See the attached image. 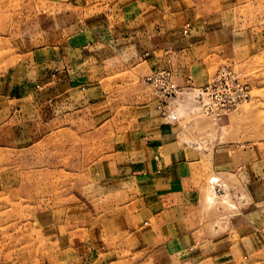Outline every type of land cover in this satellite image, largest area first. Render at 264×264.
<instances>
[{
	"label": "crops",
	"instance_id": "obj_1",
	"mask_svg": "<svg viewBox=\"0 0 264 264\" xmlns=\"http://www.w3.org/2000/svg\"><path fill=\"white\" fill-rule=\"evenodd\" d=\"M61 21L29 59L0 72L15 95L0 130H37V143L45 129L63 146L84 137L101 151L94 198L77 222L47 230L58 264H232L263 254L264 142L204 138L203 124L163 114L144 81L171 69L179 86H205L247 31L264 65V0H93ZM217 179L250 207L222 219L208 211Z\"/></svg>",
	"mask_w": 264,
	"mask_h": 264
},
{
	"label": "rangeland",
	"instance_id": "obj_2",
	"mask_svg": "<svg viewBox=\"0 0 264 264\" xmlns=\"http://www.w3.org/2000/svg\"><path fill=\"white\" fill-rule=\"evenodd\" d=\"M91 1L0 0V72L24 62L31 52L41 48L54 17L56 32L63 24L64 12L68 15L69 6ZM249 32L242 36L245 47L230 50V58L222 65L235 68L241 80L248 84L250 101L227 115L216 117L207 113L198 99L200 87L179 86L175 82L181 91L168 107L171 118L196 120L204 125L201 135L211 140L264 142V65L249 48L253 34ZM146 79L144 82L148 84ZM0 96H4L0 109L7 108L9 121L10 115L15 114V95L3 81H0ZM3 120L0 114V123L3 124ZM46 131L39 130L36 143L34 138L31 141L30 135L33 137L37 130L23 129L18 124H8L6 129L0 130V264H58L60 258L52 256V241L49 245L46 241L48 228L51 235L59 234L64 219L77 222L80 207L85 208L84 202L96 195L94 190L99 178L93 176V169L100 156L99 146L87 145L84 137L74 139L68 146L61 144L62 139H54L58 143L50 144ZM219 188L225 189V193H216ZM234 189L237 190L235 185L229 186L220 179L210 183L206 193L208 211L222 219L250 207V203L245 205L244 200H239ZM223 227L226 228L220 226V229ZM231 259L232 264H264V253Z\"/></svg>",
	"mask_w": 264,
	"mask_h": 264
},
{
	"label": "built area",
	"instance_id": "obj_3",
	"mask_svg": "<svg viewBox=\"0 0 264 264\" xmlns=\"http://www.w3.org/2000/svg\"><path fill=\"white\" fill-rule=\"evenodd\" d=\"M146 82L155 88L160 101L159 109L167 115L168 107L181 91L172 70H157L147 77ZM198 90L197 96L204 110L216 117L227 115L252 97L248 84L241 80L240 74L228 67L221 68L208 84Z\"/></svg>",
	"mask_w": 264,
	"mask_h": 264
},
{
	"label": "bare ground",
	"instance_id": "obj_4",
	"mask_svg": "<svg viewBox=\"0 0 264 264\" xmlns=\"http://www.w3.org/2000/svg\"><path fill=\"white\" fill-rule=\"evenodd\" d=\"M211 199H212V197H211Z\"/></svg>",
	"mask_w": 264,
	"mask_h": 264
}]
</instances>
